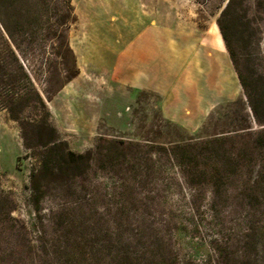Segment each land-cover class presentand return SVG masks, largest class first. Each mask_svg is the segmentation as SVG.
Returning <instances> with one entry per match:
<instances>
[{"label":"trees","instance_id":"trees-1","mask_svg":"<svg viewBox=\"0 0 264 264\" xmlns=\"http://www.w3.org/2000/svg\"><path fill=\"white\" fill-rule=\"evenodd\" d=\"M220 9L245 99L226 115L229 129L169 145L101 137L76 153L48 107L80 73L72 0H0V112L20 125L35 213L31 226L16 218L0 188V264H197L175 247L182 210L198 228L208 209L218 229L230 199L248 206L247 225L232 241L219 231L200 264H264V0H222Z\"/></svg>","mask_w":264,"mask_h":264},{"label":"rangeland","instance_id":"rangeland-1","mask_svg":"<svg viewBox=\"0 0 264 264\" xmlns=\"http://www.w3.org/2000/svg\"><path fill=\"white\" fill-rule=\"evenodd\" d=\"M72 3L75 22L69 42L80 73L48 102L51 122L72 151L92 150L101 137L169 145L229 129L231 120L226 115L238 105L243 107L245 99L226 47L218 68L210 58L199 57L196 49L200 35L208 37L211 30H218L222 0ZM153 28L159 33L154 37L160 53L164 52L154 63L153 75L149 76L150 68L144 63L138 72L131 69L135 64L129 63L127 69L122 54ZM262 29L264 50V25ZM38 87L46 98L44 83L38 82ZM161 92L169 94L168 104ZM31 169L19 123L0 112V188L15 201L14 216L28 226L35 219L29 191ZM170 201L178 203L177 195H171ZM50 205L45 203L46 208ZM247 207L241 199L224 201L218 229L208 209V218L196 221L198 228L189 212L182 210L174 239L180 257L202 263L208 243L219 231L227 240L236 239L247 225Z\"/></svg>","mask_w":264,"mask_h":264},{"label":"crops","instance_id":"crops-1","mask_svg":"<svg viewBox=\"0 0 264 264\" xmlns=\"http://www.w3.org/2000/svg\"><path fill=\"white\" fill-rule=\"evenodd\" d=\"M159 34L156 29H149L142 36H140L135 43L131 47H128L126 51L122 54V63H127V69L130 64H135L136 66H131L132 70L138 72L140 70V64L144 63L146 68H152L150 71V75H153L154 63L161 59V55L164 53H160L159 44L156 43L155 35ZM207 34V33H206ZM224 42L222 36L219 32V29L211 30L210 36L203 37L200 35L199 41L196 45V49L198 54L204 55L206 59L210 58L213 67L218 68L220 55H223ZM166 55L164 54V57ZM152 71V72H151ZM151 83V82H149ZM153 88V87H152ZM156 89V88H153ZM163 96H167L164 98V102L166 104L169 103V94L161 92ZM201 108V107H199Z\"/></svg>","mask_w":264,"mask_h":264}]
</instances>
